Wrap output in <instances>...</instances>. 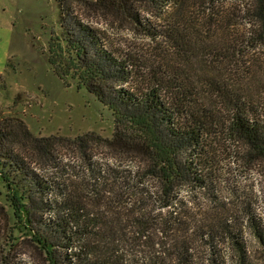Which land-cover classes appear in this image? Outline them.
<instances>
[{
  "label": "trees",
  "instance_id": "trees-1",
  "mask_svg": "<svg viewBox=\"0 0 264 264\" xmlns=\"http://www.w3.org/2000/svg\"><path fill=\"white\" fill-rule=\"evenodd\" d=\"M85 1L143 34L155 58L144 63L111 42L108 27L60 0L61 31L50 38L49 62L111 109L114 134L35 136L24 122L0 128V175L32 248L25 253L31 260L17 257L11 234L0 264H166L168 256L171 264H190L191 235L179 233L190 222L187 194L219 176L217 147L207 140L237 141L249 162L264 160V88L244 83L257 65L252 53L264 54V0L236 7L244 23L234 7L216 10L217 0ZM61 145L83 156L86 172L70 176ZM98 148L110 160H96ZM231 220L209 218L198 229L213 247L219 231H228L239 263L250 264L243 226L231 231ZM214 251L210 263L225 264Z\"/></svg>",
  "mask_w": 264,
  "mask_h": 264
},
{
  "label": "rangeland",
  "instance_id": "rangeland-1",
  "mask_svg": "<svg viewBox=\"0 0 264 264\" xmlns=\"http://www.w3.org/2000/svg\"><path fill=\"white\" fill-rule=\"evenodd\" d=\"M68 1L91 22L108 27L111 42L141 58L144 63L154 61V46L143 34L132 28H121L108 15L105 17L99 11L86 8L85 0ZM59 2L0 0V128L7 132L24 122L35 136L59 134L75 137L89 131L112 137L115 120L111 109L87 86H79L71 78L65 80L59 77L49 62L50 38L54 32L58 34L61 31ZM247 2L217 0L215 9L219 10L223 3L224 8L234 7L238 21L244 23L246 16L243 11L238 13L237 8ZM252 54L253 58L258 59L257 65L253 66L252 76L246 75L244 83L250 82L253 88L260 84L264 88L263 50L261 48ZM258 72L260 82L253 79ZM207 143L217 147L215 164L219 176L208 181L206 187L199 190L200 193L197 190L187 194L185 213L190 222L179 233L191 235L195 258L191 257L190 264H211L214 250L225 264H240L238 249L228 231H219L213 247L211 239L198 229L201 222L209 218L225 216L233 218L231 231H240L243 226L241 242L246 245L250 264H264V160L249 162L243 153V144L231 139L214 138L213 141L207 140ZM59 148V160L68 165L70 176L86 172L87 162L81 154L62 145ZM206 155L210 154L201 156ZM108 157L107 151L96 149V160L108 161ZM33 164L36 165L35 162ZM214 194L220 197L217 202L219 206L213 205ZM9 195V189L0 175V247L7 248L6 244H12L9 242L12 234V237L18 238L13 242L14 254L31 260L25 254L32 251L30 242L23 241L26 229L15 217ZM249 214L253 218L251 224L248 222ZM206 227L204 225V231ZM31 262L42 264L38 258H33ZM166 264H171L169 256Z\"/></svg>",
  "mask_w": 264,
  "mask_h": 264
}]
</instances>
